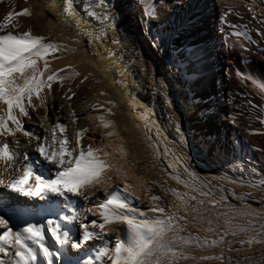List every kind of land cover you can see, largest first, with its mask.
I'll return each mask as SVG.
<instances>
[{
    "label": "bare ground",
    "instance_id": "obj_1",
    "mask_svg": "<svg viewBox=\"0 0 264 264\" xmlns=\"http://www.w3.org/2000/svg\"><path fill=\"white\" fill-rule=\"evenodd\" d=\"M205 1L211 4L210 11L205 10ZM69 2L72 3V15L64 12L65 0H0V22H3L9 13L12 14L11 22L6 28L0 29V35L30 31L33 35L43 37L45 43L59 46L57 51L46 54L43 60L34 57L37 60V68L42 70L41 79L46 80L49 75H53L54 79L50 86L46 84L42 88L40 98L33 95L34 107L28 108L29 117L21 118L24 128L39 137L50 153L52 150L59 152L61 133L59 129H55V125L60 123L64 126L63 136L67 137V143L70 136L73 142L72 150L79 154L80 149L86 150L84 136L81 138L80 148H77L75 137L78 131L85 129L80 114L81 102L87 97L84 102L93 101L94 115L101 120L110 121V127L107 126L108 130L105 132L111 133L109 143L105 142L108 149L101 145L104 150L103 158H117L116 153L125 156L124 160L118 157L116 168L105 169L108 177V181L103 185L105 189L113 183L112 178L122 182V179L127 177L135 181L130 180L131 183L127 184L131 186V191H134L140 183L135 177L134 167H141L145 154L155 156L156 153L163 157V161L168 162L176 177L191 181L192 185L203 183L202 180H224L240 184L238 180L221 175L211 167L215 155L225 152L221 140L229 136L227 128L219 124L217 118L226 116L231 119L239 114L236 120L240 125L247 122L261 125L264 118V97L255 95L250 88L259 90L264 96V60L259 58L258 53L252 52L250 62L235 66H217L215 70L203 65L202 71L199 65H194L190 71L192 79L187 85L182 86L180 83L173 87L170 84L172 80L169 76V63L160 47L161 39H166V45L173 47L176 36L186 35L190 36L199 52L213 47L214 44L223 48L224 40L221 38L220 41H215L214 37L220 35L215 17L221 13L225 0H163V5L167 7L161 4V0H108L103 6L101 0ZM139 8L144 12L141 15ZM23 9H29L30 13L21 14ZM153 11L155 16L145 15V12ZM89 12H95L96 15L90 16ZM105 12L115 19L114 25L112 20L103 22L98 18ZM167 23L171 28L163 36V28ZM224 54L225 57L230 55ZM209 71L214 73L215 82L209 80ZM227 71L230 73L228 76ZM26 72L31 75V69ZM232 75H237L245 85L232 79ZM201 77H204L201 80L207 85L200 83ZM190 93L202 97H190ZM25 104L27 106V99ZM6 112L7 106L0 103V115H5ZM14 113L19 117L18 109H14ZM23 119H26V123ZM173 119L174 122H170ZM177 124L180 125L179 133ZM39 125L43 128L42 135L39 133ZM9 127H13L11 122ZM181 134L184 143L181 142ZM11 136H16L13 139L18 141L17 147L23 154L18 156V162L0 158V180L5 183L22 175L25 153L38 165L42 160L35 151L37 139L25 136L23 131L16 132L15 135H0V138L4 140L5 137ZM28 142L30 146L27 145ZM184 164H187L194 175L189 176L184 171ZM57 168L58 165L52 166L50 172H45V176L54 177ZM39 170L40 167L37 168V171ZM31 185H34L32 178L25 187ZM109 188L107 192L111 194ZM262 191L264 192V189ZM92 193L91 199L84 201L85 205L80 208V213L74 215L79 225L91 219L98 222L101 219L100 209L96 205L106 199L105 190L94 188ZM42 196L44 199V195L26 196L11 192L0 184V219H4L8 227L16 231L17 226L23 228L26 223L44 224L64 210L65 201L60 200L57 208V199L54 196L39 203L33 200ZM173 208H177V201H173ZM79 225L71 227L73 234H78ZM259 229L264 230V224L259 228H245L233 232L227 235L226 239H246V236ZM0 230L7 229L0 225ZM95 231L100 230L97 228ZM105 232L108 234L90 242L92 247L99 249L107 246L111 252L115 243L126 238L128 234L124 224L106 225ZM45 241L46 245L50 246L46 230ZM216 241L211 240L207 245L195 248L171 247L170 254L201 263L217 261L225 254V242ZM27 243L33 248L36 247L31 241ZM70 250L72 253H67V258L75 259L79 256L81 264L87 259L81 255V249L70 247ZM9 251L14 252L10 247ZM2 258L5 264H10L9 257ZM63 260H60L61 264Z\"/></svg>",
    "mask_w": 264,
    "mask_h": 264
},
{
    "label": "rangeland",
    "instance_id": "obj_2",
    "mask_svg": "<svg viewBox=\"0 0 264 264\" xmlns=\"http://www.w3.org/2000/svg\"><path fill=\"white\" fill-rule=\"evenodd\" d=\"M204 4L205 10L210 11L209 6L211 4L208 1H205ZM224 5L221 13L215 17V21L220 28V35L214 37L215 41H220L221 38L224 40L223 48L214 44L213 47L199 52L190 36L186 35L176 36L173 40V47H168L166 39H161L160 47L169 63V76L172 80L170 84L173 87H177L180 83L182 86L187 85V82L192 79L190 71L194 68V65H199L201 68L205 65L208 69L213 67L215 70L217 66H219L218 68H224L226 65L235 66L250 62L252 52L258 53L259 58L264 60V0H225ZM141 10L139 8V11ZM142 13L144 12H139L140 15ZM222 16L223 20L221 19ZM167 24L163 28V36L171 28L170 24ZM155 30L158 31V29ZM237 31L246 35L240 37L231 35ZM224 53H230V55L225 57ZM203 69L202 71H204ZM229 74L227 71L226 75ZM208 78L215 82L214 73H211V71L208 72ZM201 79H204V77L200 78V81H202L200 83L207 85ZM232 79L241 85H245V82L237 75H232ZM250 90H253L252 92L255 95L264 97L259 90L254 88H250ZM190 95H192L190 97L195 98L202 97L199 94L190 93ZM85 100H87V97L84 98ZM84 101L81 102L80 117L86 130L83 135L86 149L90 147L99 159L105 160L102 156L104 150L101 149V145L105 147V142L109 143L111 139L109 133H105L108 130L107 128L110 127V121L109 119H106L108 121L101 120L94 115L92 112L93 101L90 100L86 103ZM222 117L221 119L217 118L219 119L217 121L227 128L229 136L221 140L225 152L215 155L211 167L219 174L238 180L242 184L235 182L233 184L224 180H202L203 183L192 185L191 181L187 182V180L176 177L168 162L163 161V157L161 158L158 153L155 156L145 154V160L141 162L140 169L134 167L135 177L140 180V183L134 191L133 189L131 191V188H129L131 186H128V192L131 193L128 203L131 208L136 210L137 214L143 213L144 216L161 215L159 212L150 211L153 207H159L164 209L165 215L175 217L172 231L165 237V240L171 243V247L195 248L207 245L211 240L225 242V254L217 261L201 263L200 261L180 259L178 256L169 254L161 256V264H264V230H255L252 234L246 236V239L244 237L238 241L226 239L227 235L233 232L245 228H259L264 224V192L262 191L264 189V118L261 123L262 126H259L251 124V122L240 125L239 121L236 120L239 114L231 119L226 116ZM23 121L26 123V119H23ZM106 122L108 127L105 126ZM42 131L43 128L39 125L40 135H42ZM14 137L16 136L5 137L4 140L0 138V145L8 143L13 155L12 160L18 162V156L23 153L19 151L17 144L14 142L16 141L13 139ZM106 137L108 140H106ZM68 141L69 148L72 150L73 142H71L70 136ZM27 145L30 146L29 142ZM105 148L108 149V147ZM116 154L117 158L108 156V159L105 160L111 168L115 167L117 159L122 158L124 160L125 158L123 154ZM69 162V158H66L65 165ZM71 162L74 163V161ZM105 172L104 170V179L100 184L92 183L81 186L79 191L83 195L76 196L72 202H65L64 210L59 213L60 215L58 214L53 218L62 215L74 216L80 213V208L85 205L84 196L88 195L87 199H91L94 188L99 191L105 190L103 185L108 181H106L108 177ZM112 180L113 183L106 187V189L110 187V192L117 188L122 190L125 185L135 182L127 177L122 179V182L117 178H112ZM217 183L219 184L217 185ZM102 186L103 188H101ZM172 190H175L179 197ZM121 195L123 196L124 193L121 192ZM52 196L57 200H63V198L56 197L52 193L44 196V199L42 196L40 199L33 198V200L39 203L41 200L45 201L52 198ZM153 196L159 199H151ZM173 201H177L176 209L173 208ZM66 203L67 207H65ZM68 223L70 227H78L79 225L77 218ZM47 236L50 240V246H53L51 237L48 234ZM249 240L253 242L249 244ZM70 247L71 244L69 243L68 247L58 254L60 260L69 257L67 253H72ZM43 264H48V262L44 261Z\"/></svg>",
    "mask_w": 264,
    "mask_h": 264
},
{
    "label": "snow or ice",
    "instance_id": "obj_3",
    "mask_svg": "<svg viewBox=\"0 0 264 264\" xmlns=\"http://www.w3.org/2000/svg\"><path fill=\"white\" fill-rule=\"evenodd\" d=\"M107 2L108 0H101V6ZM161 4L163 5V0H161ZM71 9L72 3L65 0L64 12L72 15ZM29 13V9H23L21 14L28 15ZM88 14L96 15L95 12ZM11 15L9 13L4 17L3 22H0V29L6 28L11 22ZM145 15L155 16V11L145 12ZM98 18L103 22L112 20V24H115V19L107 12L100 14ZM221 19L223 20V16ZM231 35L240 37L246 34L237 31ZM154 46L158 47V45ZM58 48V45L45 43L43 37L33 35L30 31L20 34L8 32L0 35V103L7 106L6 114L0 115V135H15L16 132L23 131L25 136L37 139L38 144L35 151L42 158L38 165L25 153L22 175L7 183L0 180V184H3L11 192L26 196H47L52 193L56 197L63 198L65 202H72L76 196L83 195L78 192L81 186L102 182L103 171L109 167L108 163L99 159L90 147L86 150L80 149L79 154L71 150L67 143V137L63 136L64 126L60 123L55 125V129H59L61 133L59 152L52 150L50 153L49 148L39 137L24 128L21 119L29 117L28 108L34 107L32 105L33 95L40 98L39 93L42 88L46 84L50 86L54 79L53 75L47 76L46 80L41 79L42 70L37 68V60L34 57L43 60L46 54L55 52ZM45 68H47V62H45ZM27 69H31V75L27 74ZM160 89H163V84L160 85ZM25 99H27V106ZM14 109L19 110V117L14 113ZM9 122L13 125L12 128L9 127ZM170 122H174V119ZM176 128L179 133L180 125L177 124ZM55 129H53V140L56 139ZM85 132V129H81L76 133L77 148H80L81 138ZM14 142L18 144V141ZM181 142L184 143L183 134H181ZM0 158L13 159L8 143L0 145ZM66 158H69L70 161L67 165H65ZM54 165H58L54 177L45 176V172H50ZM38 167H40L39 171H37ZM183 167L189 176L194 175L187 164H184ZM30 178L34 179V185L25 187ZM172 191L179 197L175 190ZM121 192L124 193L123 196ZM105 195L106 199L96 205L100 209V221L91 219L80 224L78 234H73L72 228L69 226L68 222L76 219L75 216L70 215L49 218L44 224L39 225L26 223L23 228L17 226L16 231H13L12 227H8L4 219H0V225H4L7 229L0 230V264H5L2 257H9L10 264H43L44 261H47L48 264H61L58 254L66 249L69 243L72 248L81 249V255L87 257L83 264H108L109 260L110 264H161V256L171 253V243L165 240V236L172 231L175 217L165 215L164 209L159 207H153L150 211L159 212L161 215L137 214L136 210L131 208L128 203L131 196V193L128 192V185H125L122 190L117 188L111 194H108L105 189ZM84 199L87 200V196H84ZM151 199L158 200L159 198L153 196ZM60 202L57 200V208ZM67 206L66 203L65 207ZM109 224L126 225L127 237L119 239L111 252L107 246L99 249L92 247L91 241L99 240L103 235L108 234L105 232V226ZM97 228L100 230L99 232L95 231ZM45 229L53 241V246L46 245ZM27 241H31L36 247H31ZM252 242L249 240V244ZM9 247L14 252L9 251ZM104 257L108 259H104ZM210 258L206 257V259ZM62 264H81V259L79 256L75 259L65 258Z\"/></svg>",
    "mask_w": 264,
    "mask_h": 264
}]
</instances>
